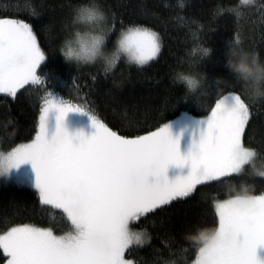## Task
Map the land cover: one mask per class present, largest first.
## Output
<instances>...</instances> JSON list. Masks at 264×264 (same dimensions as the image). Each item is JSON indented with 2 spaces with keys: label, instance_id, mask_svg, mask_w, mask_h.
Instances as JSON below:
<instances>
[{
  "label": "trees",
  "instance_id": "1",
  "mask_svg": "<svg viewBox=\"0 0 264 264\" xmlns=\"http://www.w3.org/2000/svg\"><path fill=\"white\" fill-rule=\"evenodd\" d=\"M84 5H96L104 13L99 29L79 21L77 10ZM0 18L32 25L46 57L37 70L40 85L26 86L16 98L0 94V152L35 136L49 92L127 138L147 135L183 114V122L205 119L215 101L229 92L249 105L244 142L256 150L254 161L240 173L198 185L190 196L131 223L147 234L145 243L126 250L132 264H192L200 246L194 238L218 226L215 201L242 189L250 195L264 191V175L258 172H264V95H256L252 81L238 80L226 66L229 48L264 64V0H0ZM130 26L160 34L162 51L155 61L138 67L121 57L110 69L101 63L65 61L64 43L77 32L104 36L109 54ZM180 74L194 78L197 87L190 89L178 79ZM256 87L264 90V81ZM65 125L71 132L93 133L80 120ZM23 224L48 227L56 234L70 229L61 210L40 204L34 188L0 176V233ZM4 261L0 254V264Z\"/></svg>",
  "mask_w": 264,
  "mask_h": 264
},
{
  "label": "snow or ice",
  "instance_id": "2",
  "mask_svg": "<svg viewBox=\"0 0 264 264\" xmlns=\"http://www.w3.org/2000/svg\"><path fill=\"white\" fill-rule=\"evenodd\" d=\"M93 40L97 49L105 43L102 35ZM161 51L158 32L130 26L121 32L108 69L121 57L146 66ZM45 59L32 25L0 18V94L16 98L26 86L40 85L37 70ZM178 79L194 85L183 74ZM69 113L87 115L94 132L69 131ZM188 120L177 135L171 121L147 135L127 138L88 111L47 93L31 142L0 152V176L15 173L30 183L41 205L61 210L70 230L55 235L51 228L30 224L10 227L0 233L5 264H131L126 250L147 240L146 233L131 230V223L190 196L198 185L240 173L257 156L244 142L250 108L240 94L222 95L205 119ZM185 133L186 152L181 148ZM24 165L30 166V174L21 176ZM171 167L188 171L169 179ZM214 208L218 227L194 238L200 245L194 264H264V194L242 189Z\"/></svg>",
  "mask_w": 264,
  "mask_h": 264
},
{
  "label": "clouds",
  "instance_id": "3",
  "mask_svg": "<svg viewBox=\"0 0 264 264\" xmlns=\"http://www.w3.org/2000/svg\"><path fill=\"white\" fill-rule=\"evenodd\" d=\"M93 13L92 18H89L88 13ZM81 13H84L81 17ZM77 16L81 23L96 24L104 19V13L96 5H84L77 10ZM101 35L93 32H77L74 37L68 39L64 43L63 56L66 62L71 63H93L97 59H103L106 66H109V56L102 51V45L97 49L94 47V37ZM227 67L234 73L241 77L250 78L252 86L255 89L256 95H264V90L256 87L260 81H264V64L260 63L256 57L233 50L231 48L226 52ZM190 78V77H189ZM193 86L190 89H195L198 82L194 78H190ZM221 81L222 78H216Z\"/></svg>",
  "mask_w": 264,
  "mask_h": 264
},
{
  "label": "rangeland",
  "instance_id": "4",
  "mask_svg": "<svg viewBox=\"0 0 264 264\" xmlns=\"http://www.w3.org/2000/svg\"><path fill=\"white\" fill-rule=\"evenodd\" d=\"M250 1H252V0H248V2H250ZM243 2H244V0H243ZM94 25L99 29V24H98V23H96V24H94ZM86 32H88V31H86ZM90 32H93V31L90 30ZM93 33H95V32H93ZM95 34H98V33H95ZM120 34H121V33H120ZM99 35H100V34H99ZM119 36H120V35H119ZM119 36H118V38H117V40H116L114 46H113L112 49H111V53L107 54V53L104 52V51L109 50L108 48H105V47H104L106 43L102 46V51L104 52L105 55L111 57L112 54L116 51V45H117V41H118V39H119ZM93 63H96V64L101 63V64H103V65L105 66V63H104L103 59H97V60H96L95 62H93ZM105 67H106V66H105ZM65 102H66V101H65ZM67 103H69V102H67ZM70 104H71V103H70ZM75 106H76V105H75ZM78 107H79V106H78ZM90 115H91V114H90ZM186 117H187V115L183 114V115L177 117L176 119L172 120V122H176V123H174V126H173V134H174V135L179 134L180 129H181V127L183 126L184 123H188V122H186V121L183 122L184 120H187ZM79 120H80V124H82L85 128H87L88 131H89V130H92V131L94 132V129L91 127V123H90V120H89V118H88L87 115H82V114H79V113H69L68 116L66 117L65 122H75V123H77V122H79ZM51 121H53L54 124H55V118H54V116L52 117V120H51ZM54 124H53V125H54ZM74 132H76V131L74 130ZM33 138H34V137H33ZM33 138H32V139H33ZM32 139H30V140H28V141L21 142V143H19V144H17V145H20V144H23V143L31 142ZM17 145H15V146H17ZM15 146H14V147H15ZM188 146H189V136H188L187 133H185L184 136H183V138H182V140H181V148H182V151H185V152H186L187 149H188ZM12 148H13V147H12ZM12 148H11V149H12ZM11 149H9V150H7V151H6V150H5V151H1V152L7 153V152L10 151ZM187 171H188L187 168L179 169V168H176V167H171V168L169 169V172H168L169 179H175L177 176H179V175H181V174H187ZM258 172L262 173V170L259 169ZM26 173H27V174H30V166H29V165H24V166H22V168H21L20 175L23 176V175L26 174ZM1 177H3V176H1ZM3 178H4V179H8V180H12V181H15V182H18V183H23V182H21L19 179H17V175H16L15 173L13 174L12 177H3ZM23 184H26V185L32 187V185H31L30 183H23ZM32 188H33V187H32ZM260 194H264V192H262V193H260ZM257 195H259V194H257ZM230 198H232V197H229V198H226V199H221V200H216L215 203H216V202H219V201H224V200H227V199H230ZM34 226H35V225H34ZM37 227H42V226H37ZM217 227H218V226H217ZM42 228H48V227H42ZM130 228H131V230L134 231V232H141V231H138V230L133 229V228L131 227V225H130ZM69 230H70V229H69ZM69 230H67L66 232H68ZM66 232L61 233V234H56V233H54V232H53V233H54L55 235H63V234H65ZM125 259L128 260V261H130V260L127 259L126 257H125ZM194 261H195V260H194ZM194 261L192 262V264H194ZM3 264H5V261H4ZM131 264H132V263H131Z\"/></svg>",
  "mask_w": 264,
  "mask_h": 264
}]
</instances>
